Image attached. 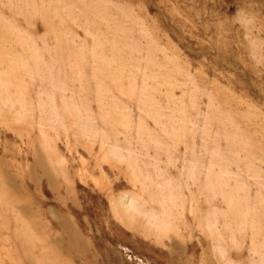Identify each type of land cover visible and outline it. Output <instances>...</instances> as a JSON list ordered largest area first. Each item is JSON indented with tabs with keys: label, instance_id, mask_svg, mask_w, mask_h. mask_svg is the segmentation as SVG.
Here are the masks:
<instances>
[{
	"label": "rangeland",
	"instance_id": "rangeland-1",
	"mask_svg": "<svg viewBox=\"0 0 264 264\" xmlns=\"http://www.w3.org/2000/svg\"><path fill=\"white\" fill-rule=\"evenodd\" d=\"M0 264H264V0H0Z\"/></svg>",
	"mask_w": 264,
	"mask_h": 264
}]
</instances>
